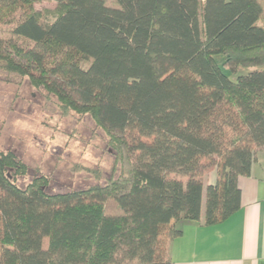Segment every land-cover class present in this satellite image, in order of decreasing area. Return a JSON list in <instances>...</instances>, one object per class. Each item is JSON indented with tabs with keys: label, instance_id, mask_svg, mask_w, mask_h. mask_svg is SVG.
Returning <instances> with one entry per match:
<instances>
[{
	"label": "trees",
	"instance_id": "trees-1",
	"mask_svg": "<svg viewBox=\"0 0 264 264\" xmlns=\"http://www.w3.org/2000/svg\"><path fill=\"white\" fill-rule=\"evenodd\" d=\"M40 1L0 0V74L89 115L116 162L49 193L0 149V264H174L185 224L240 210L264 150V0H54L45 24Z\"/></svg>",
	"mask_w": 264,
	"mask_h": 264
},
{
	"label": "rangeland",
	"instance_id": "rangeland-1",
	"mask_svg": "<svg viewBox=\"0 0 264 264\" xmlns=\"http://www.w3.org/2000/svg\"><path fill=\"white\" fill-rule=\"evenodd\" d=\"M35 10L45 24L63 8L54 0H43ZM58 106L28 79L0 74V149L15 153L27 165L28 175L19 179V185L41 175L49 178V193L104 185L116 162L108 135L89 115L64 114ZM217 174L218 166L208 169L204 183L214 182ZM203 197L205 208V190Z\"/></svg>",
	"mask_w": 264,
	"mask_h": 264
},
{
	"label": "crops",
	"instance_id": "crops-1",
	"mask_svg": "<svg viewBox=\"0 0 264 264\" xmlns=\"http://www.w3.org/2000/svg\"><path fill=\"white\" fill-rule=\"evenodd\" d=\"M239 187L242 206L228 220L211 227L202 222L183 226L171 243L174 264H264V150Z\"/></svg>",
	"mask_w": 264,
	"mask_h": 264
}]
</instances>
